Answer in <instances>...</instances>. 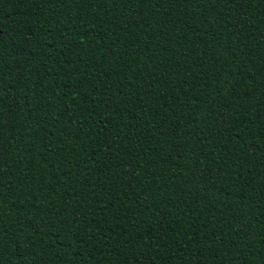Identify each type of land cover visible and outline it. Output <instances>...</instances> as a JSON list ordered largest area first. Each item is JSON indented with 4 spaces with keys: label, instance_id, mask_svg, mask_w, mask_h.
Returning a JSON list of instances; mask_svg holds the SVG:
<instances>
[{
    "label": "trees",
    "instance_id": "trees-1",
    "mask_svg": "<svg viewBox=\"0 0 264 264\" xmlns=\"http://www.w3.org/2000/svg\"><path fill=\"white\" fill-rule=\"evenodd\" d=\"M0 264H264V0H0Z\"/></svg>",
    "mask_w": 264,
    "mask_h": 264
}]
</instances>
